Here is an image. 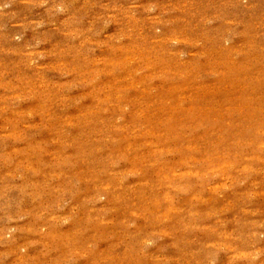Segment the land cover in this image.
<instances>
[{
  "label": "rangeland",
  "instance_id": "rangeland-1",
  "mask_svg": "<svg viewBox=\"0 0 264 264\" xmlns=\"http://www.w3.org/2000/svg\"><path fill=\"white\" fill-rule=\"evenodd\" d=\"M0 264H264V0H0Z\"/></svg>",
  "mask_w": 264,
  "mask_h": 264
}]
</instances>
